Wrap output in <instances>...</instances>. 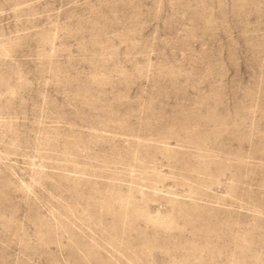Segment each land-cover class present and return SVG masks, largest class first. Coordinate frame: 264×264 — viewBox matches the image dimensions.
<instances>
[{"label": "rangeland", "instance_id": "obj_1", "mask_svg": "<svg viewBox=\"0 0 264 264\" xmlns=\"http://www.w3.org/2000/svg\"><path fill=\"white\" fill-rule=\"evenodd\" d=\"M0 264H264V0H0Z\"/></svg>", "mask_w": 264, "mask_h": 264}]
</instances>
